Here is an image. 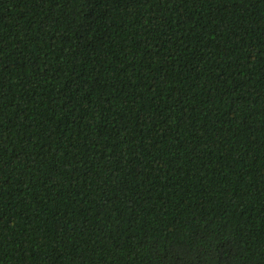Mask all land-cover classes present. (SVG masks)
Masks as SVG:
<instances>
[{
	"label": "trees",
	"instance_id": "obj_1",
	"mask_svg": "<svg viewBox=\"0 0 264 264\" xmlns=\"http://www.w3.org/2000/svg\"><path fill=\"white\" fill-rule=\"evenodd\" d=\"M0 264H264V0H0Z\"/></svg>",
	"mask_w": 264,
	"mask_h": 264
}]
</instances>
